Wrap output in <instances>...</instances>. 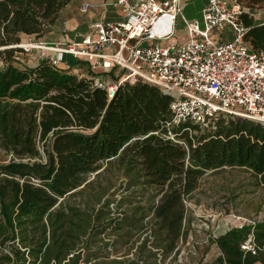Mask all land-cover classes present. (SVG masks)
Here are the masks:
<instances>
[{
    "label": "trees",
    "instance_id": "1",
    "mask_svg": "<svg viewBox=\"0 0 264 264\" xmlns=\"http://www.w3.org/2000/svg\"><path fill=\"white\" fill-rule=\"evenodd\" d=\"M72 1L0 0V53L12 58L16 49L11 45L20 43L23 34L47 35ZM239 2L253 10L264 0ZM243 22L248 28L245 39L264 50V24L248 14ZM172 101L158 86L141 80L121 85L109 99L92 78L48 59L24 68L8 61L0 68V145L20 160L1 166L0 202L12 238L17 228L43 222L59 198L113 159L152 186L163 189L172 180L186 194L207 170L225 166L245 167L264 183V124L225 113L207 125L174 124ZM16 179L37 180L45 195L21 203ZM76 216L77 211L69 219L65 213L56 215L59 235L75 240L81 232ZM251 234L254 250H246L242 245ZM215 241L221 255L211 264H255L264 259V221L229 229ZM45 242V261H60L67 254L65 240L53 243L55 247Z\"/></svg>",
    "mask_w": 264,
    "mask_h": 264
},
{
    "label": "rangeland",
    "instance_id": "2",
    "mask_svg": "<svg viewBox=\"0 0 264 264\" xmlns=\"http://www.w3.org/2000/svg\"><path fill=\"white\" fill-rule=\"evenodd\" d=\"M204 2L186 0L184 9L185 16L198 19L202 27ZM258 11H264V2L255 5ZM183 26L180 22L178 28ZM40 41L23 34L18 44ZM18 44L11 45L16 49L12 58L0 53V68L8 61L20 68L34 67L48 55V51L25 50ZM66 60L75 63L70 55ZM74 69L70 68L73 73ZM86 72V68L80 70L81 74ZM39 147L42 149L41 143ZM13 160L20 159L0 145V183L4 182L1 166ZM116 160L102 162L82 186L59 198L44 217L45 226L43 222L28 223L16 229L14 239L0 202V264H211L221 255L217 237L229 229L264 221V183L245 167L209 169L196 189L186 194L172 180L163 189L152 186ZM16 181L22 187L21 203L27 197L35 198V194L45 195L44 186L37 180ZM75 211L78 216L74 220L81 232L71 241L65 234L59 235L61 229L56 227L59 224L55 218L65 213L69 219ZM252 236L242 248L254 250ZM45 238V243L54 247L53 243L60 245L65 240L68 250L60 261L44 260L41 251L45 250ZM57 238L59 241L54 242ZM255 264H264V259Z\"/></svg>",
    "mask_w": 264,
    "mask_h": 264
},
{
    "label": "built area",
    "instance_id": "3",
    "mask_svg": "<svg viewBox=\"0 0 264 264\" xmlns=\"http://www.w3.org/2000/svg\"><path fill=\"white\" fill-rule=\"evenodd\" d=\"M111 4L122 13L121 21L103 15L78 40L17 46L48 51L45 59L92 78L109 99L126 83L156 85L173 97L174 124L207 125L220 113L264 124V50L245 39L243 22L248 14L264 24V11L255 12L239 0H205L202 27L198 19L185 16L186 0ZM89 7L84 1L82 12ZM69 55L74 65L66 60ZM83 68L87 72L81 74Z\"/></svg>",
    "mask_w": 264,
    "mask_h": 264
},
{
    "label": "crops",
    "instance_id": "4",
    "mask_svg": "<svg viewBox=\"0 0 264 264\" xmlns=\"http://www.w3.org/2000/svg\"><path fill=\"white\" fill-rule=\"evenodd\" d=\"M84 1L90 4L87 12L81 10ZM113 2L114 0H73L61 12L58 24L47 35L37 39L44 42L58 41L61 38L68 41L78 40L89 30V24L101 19L103 15L107 21H121L123 15L111 4ZM110 10L112 16L109 17Z\"/></svg>",
    "mask_w": 264,
    "mask_h": 264
},
{
    "label": "water",
    "instance_id": "5",
    "mask_svg": "<svg viewBox=\"0 0 264 264\" xmlns=\"http://www.w3.org/2000/svg\"><path fill=\"white\" fill-rule=\"evenodd\" d=\"M3 48H5V47H3ZM1 49V48H0Z\"/></svg>",
    "mask_w": 264,
    "mask_h": 264
}]
</instances>
